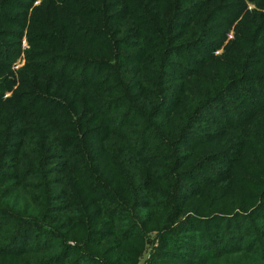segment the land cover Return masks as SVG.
<instances>
[{"label":"trees","instance_id":"trees-1","mask_svg":"<svg viewBox=\"0 0 264 264\" xmlns=\"http://www.w3.org/2000/svg\"><path fill=\"white\" fill-rule=\"evenodd\" d=\"M35 1L0 0V264H264V0Z\"/></svg>","mask_w":264,"mask_h":264},{"label":"rangeland","instance_id":"rangeland-1","mask_svg":"<svg viewBox=\"0 0 264 264\" xmlns=\"http://www.w3.org/2000/svg\"><path fill=\"white\" fill-rule=\"evenodd\" d=\"M42 2H43V0H37L34 3H32V9H30L29 14H28V26L30 25V21H31V16L33 14V10L35 9V7H38ZM254 9H256V7L254 5L248 3V10L252 11ZM248 10H246L243 13L242 17L240 18V21L243 19L244 15H246V13H248L247 12ZM233 37H234V30H232L230 32V34L228 36V40L225 42L224 46L216 51V56H221L223 54L224 48L228 45L229 41L233 39ZM21 45H22V53L20 55V58H18V60H16V62L14 63V65L12 67L13 73L15 74V79H19L20 78V76L18 75V71H20V69H22L25 66V64H26V50L29 49V44H28V40H27L26 37L22 38ZM10 95L11 94H7L6 97H9ZM262 122H264V120L263 119H259L257 124H260ZM262 213L264 214V212H262ZM259 221H261L260 223H264V218L260 219ZM259 221L258 222L255 221V222L257 224H259ZM155 235H156V233L153 234V236H155ZM249 237L250 236L247 235V239ZM149 252H150V246H148V249H147L144 257L141 259L140 264H146V261L150 257ZM249 259L253 260V261H256L255 258H249Z\"/></svg>","mask_w":264,"mask_h":264}]
</instances>
